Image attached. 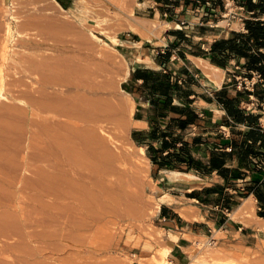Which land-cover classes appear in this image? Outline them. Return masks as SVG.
<instances>
[{"label":"rangeland","instance_id":"obj_1","mask_svg":"<svg viewBox=\"0 0 264 264\" xmlns=\"http://www.w3.org/2000/svg\"><path fill=\"white\" fill-rule=\"evenodd\" d=\"M183 4L182 0L178 4L176 0H0V163L8 174L0 173V179L5 178L0 180V264L165 261L158 260L169 249L156 227L164 198H159L162 192L144 148L131 138L135 102L127 84L135 63L149 61L158 48L171 44L168 31L178 27L166 21L172 19L171 9L190 23L184 29L192 35L191 42L184 45L199 41L192 27L202 23L200 16L206 10L190 12L188 17ZM159 10L168 16L162 17ZM224 10L216 23L205 26L210 27L206 42L240 29L247 19L233 1L225 0ZM214 69L227 76L214 67L205 70L211 78L216 79ZM256 81L245 84L253 88ZM73 102L100 117L91 125L105 149L115 155L101 162L93 188L74 189L83 204L79 212H68L49 197L37 201V190L36 194L27 190L39 181L52 184L51 177L60 173L44 162L43 140L66 131L64 117L50 107ZM23 180L29 188L19 191ZM23 197L24 216L15 207ZM188 251L190 264H264V235L248 243L225 242L217 233ZM165 259L171 262L168 254Z\"/></svg>","mask_w":264,"mask_h":264},{"label":"crops","instance_id":"obj_2","mask_svg":"<svg viewBox=\"0 0 264 264\" xmlns=\"http://www.w3.org/2000/svg\"><path fill=\"white\" fill-rule=\"evenodd\" d=\"M182 6L188 17L206 10L196 2ZM177 12L171 9L172 19H166L178 25L168 31L171 44L132 66L127 91L135 102L131 138L144 148L155 170L159 198H173L161 202L156 227L164 235L171 263L190 264L188 250L204 237L222 233L225 242L252 243L264 235V103L246 92L253 88L244 85L251 81L245 77V58H227L222 52L216 55L219 64L206 57L216 41L229 39L233 32L246 33L245 22L206 42L210 27L205 26L225 13L206 10L202 23L192 27L199 41L184 45L191 42L184 29L190 23ZM175 42L184 49L175 48ZM214 67L227 76L221 77L217 69L216 79L208 76L205 70ZM231 76L233 83L227 81ZM228 99L243 121L229 114Z\"/></svg>","mask_w":264,"mask_h":264},{"label":"bare ground","instance_id":"obj_3","mask_svg":"<svg viewBox=\"0 0 264 264\" xmlns=\"http://www.w3.org/2000/svg\"><path fill=\"white\" fill-rule=\"evenodd\" d=\"M171 25L178 26L175 23H172ZM59 71L58 73H60ZM57 79L58 81L60 80L59 77H57ZM59 83L61 85L63 84V82L61 81H59ZM50 109L56 115L64 117L63 123L66 128L65 129L66 131H64L65 133H61L58 136L56 134L57 137H55V135L53 136V134L52 135L48 134L47 135L48 138L43 140V142H45V145H46L45 153H44V157H45L44 162L49 161V163L52 164L51 167L58 170L60 173L51 177V178H54V180L52 181V184L50 185H45L44 183H42V181H39V179L37 178L36 180H38L39 182L37 181L38 183H36V185L33 183V186L35 185L34 187L32 186L33 189L32 187L31 189L27 187L28 186L26 185L27 182L24 183V180H23L24 185L21 189H19V191L20 190L26 191V188H29L27 189L29 191L33 190V192L34 190L35 192L37 190L36 193L38 195L34 196L33 195L35 193L34 192L33 194L29 195V197L28 196H25V197L26 198L28 197L30 199L31 198L30 196L33 195L34 198L35 197L37 198V201L43 200L44 197H49L53 199L54 204L62 205V208L64 207V209L67 210L68 212L70 210L74 212H77V211L79 212L83 210L82 209L83 204H80V202L82 203V200L80 199L81 197L80 198L77 197L78 194L74 192V189L75 188L77 189V187H82L81 185H86V186L88 185L89 189L93 188L92 186L94 185V183H96V182H93L95 181L93 178L95 177L96 173L101 168V162L106 163V160L113 159L115 155L111 153L109 150L105 149V145L103 143L102 137L97 134L96 128L93 125H91L93 122L98 121L100 118L92 114L93 112H91V110L82 106L79 102H73L66 107L65 106H51ZM9 111H11V109ZM33 114L36 115L35 112H33ZM35 136L37 137V139L39 138V135L37 133L35 134ZM2 165L3 163L1 164L2 168L0 167V170H1L0 173L4 175L6 173V175L8 176L7 171L5 169L6 165H3V166ZM85 170H87V173L83 172ZM12 177L18 178V176L15 177V175L14 176L12 175ZM4 179L1 178L0 180L5 182ZM87 179H89V181L90 180L92 181L86 182L85 180ZM8 181L6 179V182ZM11 184L13 183L9 181V185ZM18 184H21V181H19ZM14 185L15 184H13V186ZM25 197H23L22 200L19 203H17L15 206L16 210L18 211L19 209V211L21 212V215L23 216L25 214V211H24L25 209L24 204L26 202ZM28 198L27 200H29ZM71 199H73V201H70ZM78 199L80 201H78ZM171 199L173 198L169 196L168 197L165 196L163 201L170 203ZM40 202H44V200ZM210 243L212 245L216 244V242L214 241H211ZM167 254L168 252L166 250H163L162 252L163 258L162 260H158V261L159 262L164 261V260L165 261L160 262L158 264H165L166 262H168L166 264L171 263L169 261H166L165 259L167 257ZM154 262L156 263V261Z\"/></svg>","mask_w":264,"mask_h":264},{"label":"trees","instance_id":"obj_4","mask_svg":"<svg viewBox=\"0 0 264 264\" xmlns=\"http://www.w3.org/2000/svg\"><path fill=\"white\" fill-rule=\"evenodd\" d=\"M160 1V0H159ZM168 3L169 0H164ZM181 1V0H178ZM186 5L191 2L198 3L209 12L219 8L224 11L225 0H183ZM244 9L247 19H245L246 33L233 32L229 39H220L216 41L211 50L207 52L209 57L215 63L221 64L217 54L225 52L227 58H245L247 73L245 77L249 80L257 79L253 83V90L246 89V92L255 96L259 101L264 103V0H232ZM180 39L185 37L178 36ZM178 85V84H177ZM246 86V84H244ZM247 87V86H246ZM227 108L230 115H235L238 121H243L240 110L235 108L233 100L228 99ZM264 110V106L261 105ZM260 115L256 116L259 118ZM248 118L253 119L254 116Z\"/></svg>","mask_w":264,"mask_h":264}]
</instances>
